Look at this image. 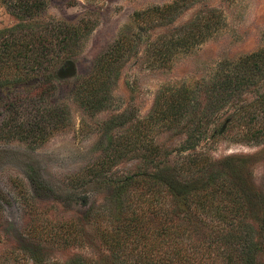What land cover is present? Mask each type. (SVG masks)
Here are the masks:
<instances>
[{"label":"rangeland","instance_id":"1","mask_svg":"<svg viewBox=\"0 0 264 264\" xmlns=\"http://www.w3.org/2000/svg\"><path fill=\"white\" fill-rule=\"evenodd\" d=\"M173 5L171 14L157 11ZM29 29L48 35L43 47L36 37L29 41L38 43L43 61L31 72L0 69V126L11 104L19 122L43 114L47 134L35 141L0 130V264H64L76 257L115 264V255L134 246V231L115 239L108 219L130 209L148 232L157 208L170 216L174 209L196 242L228 229L236 205L223 194L202 196L194 209L181 196L125 180L153 173L170 174L191 192L209 190L220 178L234 183L244 223L253 228L256 264H264V137L247 134L254 114L264 120V73L230 96L217 89L234 63L264 48V0H0V62L9 60L4 36L21 40ZM63 40L71 66L56 70ZM110 51L111 63L98 65ZM97 77L108 83L107 102L85 109L76 90L84 83L88 91ZM176 92L186 98L180 119L156 116L141 125L157 97ZM197 127L194 133H203L190 147L186 140ZM193 152L200 161L187 166ZM207 262L216 264V256Z\"/></svg>","mask_w":264,"mask_h":264},{"label":"trees","instance_id":"2","mask_svg":"<svg viewBox=\"0 0 264 264\" xmlns=\"http://www.w3.org/2000/svg\"><path fill=\"white\" fill-rule=\"evenodd\" d=\"M173 9L174 5L167 6L163 9H157V11L164 15H168L173 13ZM202 25L204 33L207 31L206 29L208 28V23L205 22L202 23ZM29 30L30 32L26 35L24 34V37L21 38V40L14 37L8 38L7 35L4 36L2 39V53L6 55V58L9 57L10 61L0 62V69H4L5 71L10 69V67H14L15 70H22L21 72L25 73L27 71H36L38 65H41L43 61L42 57L41 55H38L34 49H37L35 48L37 47L35 45H38V43L39 45H42L41 47H43V45L46 46L48 44L46 40L48 35L40 34L36 37L35 29ZM59 32H62V29L59 30ZM77 35L78 32L74 29L72 37L76 38L78 37ZM35 37L36 40L37 38L39 39V42L33 44L31 43L33 42L31 40H34ZM170 42L171 45L166 47L167 51L173 45L180 43L178 39L171 40ZM75 43L76 42L72 44ZM69 46L70 44L65 40L58 42V50L60 54H56L55 60L61 55L62 58L57 62L58 65L56 66V70L63 68L67 69L71 66V48L68 50ZM156 50L157 55H159V53L161 54V51L157 47ZM113 53V51H110L109 53L101 56L99 58L98 65L102 66L104 64H110V56ZM55 60L52 62L55 63ZM23 65H25V68ZM262 73H264V48L254 54L245 56L238 62L234 63L228 72H226L223 81L217 84V89H220L221 93L230 96L235 91H240L243 87H245L246 82L251 83L256 76ZM107 85V81L100 80V77H97V81L95 80V82L91 84V88L88 91H85L83 83L82 86H79L80 89L78 88V90H76L80 104L85 109L89 110L102 109L108 98L109 87L107 88ZM36 90L34 92L32 91L30 95L35 96V92H37ZM215 94H217L216 91ZM184 99H186L185 95L178 92L165 96V98L162 95L161 97H157L153 112L149 114L145 120L141 121V125L150 126V123L154 121L156 116L168 120L180 119L183 114L182 107L184 106ZM215 99H218L216 95ZM259 103V111H264V95L260 96ZM7 105L8 114L4 117L2 125L0 126V130L3 134L9 133L12 136L17 135L21 138L33 137L35 141L44 139L47 132L45 124L42 120L45 118L43 114L38 113L37 115L36 113L37 116L35 117H37V119L33 120V117L27 116L25 122L22 120L19 122L17 120L19 117L17 116L18 112L14 109L15 106L13 105L14 107H12L11 104ZM256 118V114H254L253 119L250 118V123L248 122V125L250 126L247 130L249 139L255 141L260 138L263 139L264 137V120L255 121ZM255 124L259 125L257 127L252 126ZM197 129L198 127L190 133L186 140L190 147H194L196 145L197 140L200 139L203 133L202 131L194 133ZM220 132L221 130L216 128L215 135ZM32 133L36 136H31L33 135ZM186 159L188 163L186 164L187 166H195L197 162L200 161L198 160L199 158L196 152L190 153ZM138 176V174H130L126 176L125 180H128L127 184H131L135 188L143 185L146 189L156 192L163 189L164 192L171 193L173 196H181L182 198H185L190 205L193 203L194 209H197V206L195 205L199 198L208 193L213 194L217 192L223 194L224 197L229 200H232L236 205V209L232 210L233 213L230 219L225 223L226 226H229L226 231L218 230L212 236H206L205 240L202 242H196L195 240L189 238L185 232L188 231V220L184 216L181 217L180 214H177L174 209H171L170 216L168 215L170 210L164 208L161 209L160 207L157 208L153 215V230L150 232L146 229L144 230L145 227L141 220L138 219L139 215L135 214L134 210L130 209L129 212L127 210V214H122L121 217L119 215H109L110 219L108 220L110 221L111 229L114 234L113 237L115 239H125L131 231H134L132 234H134L135 239V242H133L134 246L127 250V254L120 255L118 253L117 256L115 255V257L118 258V261L115 264H203L207 260L208 262H213L215 260V256L216 264H256V252L258 251V248L257 243L253 239V228L252 226H248V224L244 223V205L241 195L234 188V183L228 181L226 178H220L217 181H212L211 188L209 190L205 189L203 192H191L187 188L185 182H182L170 174L162 175L159 173H153L149 177ZM258 199L260 200V197ZM262 203H264V197L262 198ZM128 207L129 205H127V209ZM185 207H189V205L186 204ZM117 213L119 214L120 210ZM94 217L97 218V216ZM199 222L201 224L204 223L202 218H199ZM154 231L155 236L151 238L153 242L147 249H145L144 244L148 240V236H150ZM144 241L145 243L143 244ZM140 244L141 246H139ZM64 264L99 263L95 260L76 257ZM213 264L215 263L213 262Z\"/></svg>","mask_w":264,"mask_h":264}]
</instances>
